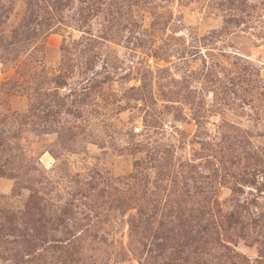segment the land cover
<instances>
[{
	"label": "rangeland",
	"instance_id": "rangeland-1",
	"mask_svg": "<svg viewBox=\"0 0 264 264\" xmlns=\"http://www.w3.org/2000/svg\"><path fill=\"white\" fill-rule=\"evenodd\" d=\"M210 223L264 264V0H0V264H174Z\"/></svg>",
	"mask_w": 264,
	"mask_h": 264
},
{
	"label": "trees",
	"instance_id": "trees-1",
	"mask_svg": "<svg viewBox=\"0 0 264 264\" xmlns=\"http://www.w3.org/2000/svg\"><path fill=\"white\" fill-rule=\"evenodd\" d=\"M232 217V216H231ZM210 226V227H207ZM215 226L212 225V223L208 224L205 226L204 231L206 232V236L207 238L203 237L201 238L199 236V232H197L196 234L190 235L189 237H184L183 239L180 237L179 234H175L174 230H164V239L165 240H171L172 242H175V247H173L174 249V258H170L171 261L174 262V264H186V261L188 260V257H182L180 255L183 254V248L185 247H189L191 248V256H189V258H194L196 259L197 257V253L200 249V245L203 244L206 247L207 250V246H210V250H209V254L211 251L216 249V253L221 252V254H219V257H224V260L215 263V264H241V262H239L236 258L238 257L237 255L234 254H230L229 251H227V247L223 246L221 244V241L219 239H217V233H215L214 231ZM188 245V246H186ZM58 248L55 244H50L49 249L54 250ZM208 251V250H207ZM224 251L226 252L224 254ZM208 254V252H207ZM223 255V256H222ZM167 259V258H166ZM167 264H169L167 262Z\"/></svg>",
	"mask_w": 264,
	"mask_h": 264
}]
</instances>
